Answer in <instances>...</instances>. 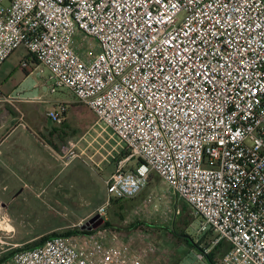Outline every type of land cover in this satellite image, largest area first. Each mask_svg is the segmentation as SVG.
Masks as SVG:
<instances>
[{
  "label": "built area",
  "instance_id": "obj_1",
  "mask_svg": "<svg viewBox=\"0 0 264 264\" xmlns=\"http://www.w3.org/2000/svg\"><path fill=\"white\" fill-rule=\"evenodd\" d=\"M21 47L23 70L46 67L49 92H71L128 151L107 180L111 201L156 173L212 233L200 261L227 244L219 264H264V0H0V66ZM77 148L62 149L66 164ZM87 232L1 264H150L106 228Z\"/></svg>",
  "mask_w": 264,
  "mask_h": 264
},
{
  "label": "rangeland",
  "instance_id": "obj_2",
  "mask_svg": "<svg viewBox=\"0 0 264 264\" xmlns=\"http://www.w3.org/2000/svg\"><path fill=\"white\" fill-rule=\"evenodd\" d=\"M25 58L27 51L21 47L1 65L2 102L4 100L11 104L10 99L18 96L22 99L37 100L15 101L14 105H6L8 109L21 110L25 123L31 125L40 123L45 119L46 112L55 107L54 110L67 122L65 141L71 139L78 143L80 157L74 159L72 165L63 171L60 164L53 161V167L48 166L36 172L9 166L7 156L0 158V199L4 212L9 217L3 216L0 220V257L14 250L12 244L19 245L20 249L36 244L40 239L35 237L40 235L79 231L81 224L90 219L87 218L89 214L109 204L106 209L107 221L111 223L112 229L129 231L142 227L145 232L152 233L148 241L155 244L156 248L150 250L149 244L141 247L148 252L147 259L150 264H210L206 258L204 261L198 259L201 251L194 243L205 249L209 246L212 235H203L199 231V217L180 196L168 193L167 185L156 173L151 174L149 185L137 197L120 201L110 200L107 180L116 171L119 162L128 156V151L111 131H103V128L96 125L95 116L84 107H70L65 118L61 106H52L51 103L73 99L74 96L67 90L51 94L47 82L48 69L44 66L36 69L34 65L26 70L27 75L21 67ZM13 134V139L21 134L31 136L22 126ZM19 145L20 155L17 161L21 163V157H25L29 152V144L26 142ZM67 145L68 142L64 147ZM83 151L90 155L96 153V156H84ZM49 159L51 157H48V162ZM138 164L139 160L134 158L126 164V169L134 170ZM36 173H39L37 176L43 175L47 186L39 198H36L39 191L32 178ZM57 174H60L58 181L51 185L49 181ZM150 198L152 201L149 208L137 212ZM168 209H175L176 214L169 213ZM10 225L15 228V233L10 229ZM221 257L220 253L216 252L214 262L219 264Z\"/></svg>",
  "mask_w": 264,
  "mask_h": 264
},
{
  "label": "crops",
  "instance_id": "obj_3",
  "mask_svg": "<svg viewBox=\"0 0 264 264\" xmlns=\"http://www.w3.org/2000/svg\"><path fill=\"white\" fill-rule=\"evenodd\" d=\"M1 68V66H0ZM71 93V92H70ZM15 101H22V102H30V101H37V100H30V99H22L19 96L16 97L15 99L11 98L9 102H11V104H9L8 102L4 101L2 102V99L0 97V158L3 156H7L8 157V162H9V166H14V168L16 167H23V169L26 170H31V171H37L38 169H46L48 168V166H52L53 167V161H55V163H59L60 166L62 167V171L65 168H68L72 165V163L74 162L73 160H71L70 162H68L67 164L62 160L61 158V154L59 153L60 151H62V149L64 148L65 144L68 142H74L71 141V139H69L68 141H65V131H66V121H63L62 124H56L55 122H53L49 117H48V112H46L45 114V119L43 118L42 121L36 122V124H29V123H25V116L24 113L18 109L17 110H11L8 109L6 105L11 106L12 104H15ZM63 105L64 107L66 106V109L68 111L65 112L64 117L66 118L69 111H70V107L73 108H81L84 107L85 109H87L88 111H90L94 116L95 114L84 104L80 103L78 100L75 99V97L69 98V99H65V100H57L53 103H51V105L56 106V105ZM51 108V107H50ZM55 108V107H54ZM53 108V109H54ZM52 109H50L49 111H51ZM96 118V116H95ZM20 126H22L23 128H25L26 131H29L31 133V136H25V135H18L13 139V133L18 130L20 128ZM12 140V141H11ZM28 143V150L29 152H27L25 154V157H21L22 162H18L17 160L19 159V149H20V143ZM43 147V149H41ZM91 147V146H90ZM46 151H48V153H46ZM84 156H91V158H94L96 156V153H93L92 155L90 154H86L85 151H83ZM81 154V155H82ZM23 155V154H22ZM48 157H51V159L48 160ZM26 160V161H25ZM23 161H25V164L23 163ZM18 164L20 166H18ZM11 169V168H10ZM9 170V167H8ZM11 172L13 173L12 169ZM61 173V172H60ZM33 176L32 178L34 179L33 181H35V185L36 188H38L39 193L36 195V198L41 197L42 192H44L47 189L46 186V182L45 179H43V175L41 174L40 176ZM59 175L57 174L55 177H53L49 182L50 184H55L58 179H59ZM2 176V174L0 175V177ZM2 178V177H1ZM0 178V185L2 184ZM110 178V177H109ZM48 180V178H47ZM6 187L3 188V190H5ZM143 192V191H142ZM2 199H0V220L3 216H7L6 213L4 212V205H2ZM98 209L94 212H92L91 214H89L87 216V218H91L92 216H94L93 214L97 213ZM8 217V216H7ZM9 218V217H8ZM86 218V219H87ZM4 221H6V218H4ZM107 221V220H106ZM84 223V220L82 221ZM81 222V223H82ZM83 225V224H81ZM10 229H12V231L14 230L15 233V228L10 225ZM75 227V226H74ZM107 230H109L110 232L116 234L119 237V240H117V242H115L116 245H124V244H131L134 247H138L140 249H142L141 247H143L145 244H149L150 242L148 241L149 238H151V232H145L142 227H138L136 229H130L129 231L126 229H120L119 231L116 229H112L111 227L106 228ZM152 231H155L154 229H150ZM11 231V230H9ZM10 233V232H8ZM209 234L212 235L211 232H208ZM79 235H83V234H79ZM45 236V235H44ZM72 236V235H71ZM43 235L37 236L35 238H42ZM213 237V235H212ZM142 239V240H141ZM212 239V238H211ZM228 249V245L227 244H222L221 246H219V249L216 252L220 253V257L227 251ZM9 250V249H8ZM143 251H145L144 249H142ZM148 257V253L146 255V259ZM3 257H0V260ZM148 260V259H147ZM4 262V261H3ZM2 263V262H1ZM0 263V264H1Z\"/></svg>",
  "mask_w": 264,
  "mask_h": 264
},
{
  "label": "trees",
  "instance_id": "obj_4",
  "mask_svg": "<svg viewBox=\"0 0 264 264\" xmlns=\"http://www.w3.org/2000/svg\"><path fill=\"white\" fill-rule=\"evenodd\" d=\"M23 71L28 75V72L27 71H25V70H23ZM118 201H120V200H118ZM111 226H112L111 223H109L108 221H106V223L104 224V226L102 228H109ZM85 233H88V232L87 231H81V230H79V231L68 232V233L53 232V233L47 234V235L43 236L42 238H40V240L36 244L26 246V247H24L22 249L13 250L9 254L3 256V258L0 260V263L3 262V261H6L8 258L12 257L15 253H17L19 251H23V250H26V249H30V248H33V247L42 245L47 240H49V239H51L53 237H57L59 235L71 236V235H79V234H85ZM194 246L196 248H198L201 252H204V249H202L197 243H194ZM218 249H219V247L214 248L208 255L205 256V258L208 260V262L210 264H214L215 263L214 262V258L216 257V251Z\"/></svg>",
  "mask_w": 264,
  "mask_h": 264
},
{
  "label": "water",
  "instance_id": "obj_5",
  "mask_svg": "<svg viewBox=\"0 0 264 264\" xmlns=\"http://www.w3.org/2000/svg\"><path fill=\"white\" fill-rule=\"evenodd\" d=\"M106 223V220L100 215L96 214L92 218H90L87 222H85L81 227V231H91V230H98L99 228L103 227Z\"/></svg>",
  "mask_w": 264,
  "mask_h": 264
}]
</instances>
